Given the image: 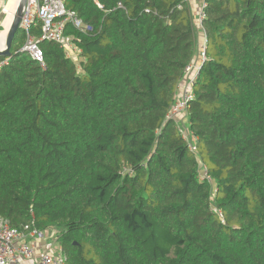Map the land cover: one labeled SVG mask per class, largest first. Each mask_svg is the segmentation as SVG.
<instances>
[{
  "label": "trees",
  "instance_id": "trees-1",
  "mask_svg": "<svg viewBox=\"0 0 264 264\" xmlns=\"http://www.w3.org/2000/svg\"><path fill=\"white\" fill-rule=\"evenodd\" d=\"M205 2L176 116L197 52L187 0H66L79 62L47 39L43 68L21 28L0 56V216L57 229L65 264H264V0Z\"/></svg>",
  "mask_w": 264,
  "mask_h": 264
},
{
  "label": "built area",
  "instance_id": "built-area-1",
  "mask_svg": "<svg viewBox=\"0 0 264 264\" xmlns=\"http://www.w3.org/2000/svg\"><path fill=\"white\" fill-rule=\"evenodd\" d=\"M187 1L190 2L191 0ZM205 1L203 0L197 10L196 21L201 25V29L202 21L206 17V12H204ZM14 9L11 6V0H0V19L9 17L10 14L13 16ZM22 16L20 28L27 33V39L21 50L29 59L36 60L43 68L47 67L43 60V51L39 42L48 39L65 47L68 54L78 62L81 50L71 41L70 35L66 32V27L70 24L75 29L82 30L84 29V22L82 17L67 7L66 0H27ZM37 22L41 24L42 36L40 38L30 33V29ZM7 27L8 23L5 26V31ZM75 54L76 57H74ZM205 58L206 54L203 50L200 53V63ZM7 64L8 58L0 60V68ZM195 67H197V71L192 73ZM199 69L200 64L197 66L194 62L186 66V85L182 95H179L178 101L171 106L167 113L168 116L179 115L185 110L188 101L193 97L191 86L196 80ZM182 130L183 136L190 141L189 147L196 151L197 146H195L192 132L188 130L187 126H184ZM201 175V179L208 178L206 168L202 170ZM59 238L60 234L57 229H49L46 232L36 228L31 230L29 226H26L25 230L17 229L11 226L8 219L0 216V264H65L67 254Z\"/></svg>",
  "mask_w": 264,
  "mask_h": 264
},
{
  "label": "crops",
  "instance_id": "crops-1",
  "mask_svg": "<svg viewBox=\"0 0 264 264\" xmlns=\"http://www.w3.org/2000/svg\"><path fill=\"white\" fill-rule=\"evenodd\" d=\"M203 0H191L189 3H190V7L192 9V12L194 13V20L196 19V16H197V10L200 8L201 4H202ZM195 25H196V30H197V38H196V46H197V52H196V55L193 59V62L195 64H197V66H199L200 64V53L205 49V41H206V36H205V32L203 29H201V25L195 20ZM197 71V67H195L193 70H192V73H196ZM186 82H187V79L183 78V81L179 84L178 86V96L182 95L183 93V89H184V86L186 85ZM184 116V113L182 115H180L179 118H183ZM185 121V119H182ZM183 121V122H184Z\"/></svg>",
  "mask_w": 264,
  "mask_h": 264
},
{
  "label": "water",
  "instance_id": "water-1",
  "mask_svg": "<svg viewBox=\"0 0 264 264\" xmlns=\"http://www.w3.org/2000/svg\"><path fill=\"white\" fill-rule=\"evenodd\" d=\"M27 0H18L17 6L13 13V19L9 26L7 27L5 34V47L0 49V56L9 57L11 55V46L14 41L16 32L20 29V22L22 20V15L26 7Z\"/></svg>",
  "mask_w": 264,
  "mask_h": 264
},
{
  "label": "rangeland",
  "instance_id": "rangeland-1",
  "mask_svg": "<svg viewBox=\"0 0 264 264\" xmlns=\"http://www.w3.org/2000/svg\"><path fill=\"white\" fill-rule=\"evenodd\" d=\"M16 1L17 0H11L12 8H14L16 6ZM8 20H9L8 16L0 19V40H5L6 39L5 26L7 25ZM9 23H8V26H9ZM74 57H76V54L74 55ZM78 62H79V60H78Z\"/></svg>",
  "mask_w": 264,
  "mask_h": 264
},
{
  "label": "bare ground",
  "instance_id": "bare-ground-1",
  "mask_svg": "<svg viewBox=\"0 0 264 264\" xmlns=\"http://www.w3.org/2000/svg\"><path fill=\"white\" fill-rule=\"evenodd\" d=\"M17 3H18V0L16 1V6H17ZM16 6L14 8H16ZM10 16H12V14H10ZM10 16H9L8 23L10 22ZM4 43H5V40H0V49H2V47L4 48Z\"/></svg>",
  "mask_w": 264,
  "mask_h": 264
}]
</instances>
